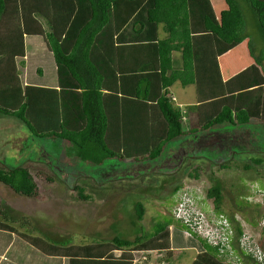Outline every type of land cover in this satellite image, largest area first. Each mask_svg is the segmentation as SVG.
<instances>
[{
	"label": "trees",
	"instance_id": "16d2710c",
	"mask_svg": "<svg viewBox=\"0 0 264 264\" xmlns=\"http://www.w3.org/2000/svg\"><path fill=\"white\" fill-rule=\"evenodd\" d=\"M247 7L264 44V0H0V118L17 120L13 122L34 138L67 141L84 162H98L102 168L115 166L114 161L120 166L130 161L126 168L157 165L172 152L171 144L184 137L226 124L264 123V50L247 34ZM162 24L169 31L164 40L159 37ZM176 52L182 53L180 68ZM177 82L194 85L196 105L175 103L170 89ZM53 95L57 103L51 101ZM39 100L48 107L43 114L37 109ZM194 115L200 127L186 131L185 116ZM245 169L259 171L249 164ZM57 183L61 185L45 167L0 168V264H169L175 251L191 249L198 252L193 264H236L250 258L237 253L233 243L244 236L240 223L234 226L236 236L228 235L232 249L225 247L221 254L185 218L176 217L179 205L170 212L174 220L154 224L150 233L123 224L118 231L110 226L94 235L81 232L87 221L81 207H103L93 204L97 195L81 181L72 190L65 188L72 197L66 203L78 221L69 229L61 215L55 220L46 208L55 201L50 197ZM225 188L216 180L207 193L218 218L224 214ZM259 198L251 195L256 212L262 210ZM145 211L141 201L134 205L137 223ZM205 212L209 226H215ZM231 222L229 218L230 229ZM57 232L74 235L83 246L61 250L44 244L47 250L34 254L31 249L43 243L29 237ZM86 238L99 243L87 244ZM16 245L25 253L16 251Z\"/></svg>",
	"mask_w": 264,
	"mask_h": 264
},
{
	"label": "rangeland",
	"instance_id": "374dc122",
	"mask_svg": "<svg viewBox=\"0 0 264 264\" xmlns=\"http://www.w3.org/2000/svg\"><path fill=\"white\" fill-rule=\"evenodd\" d=\"M245 11L248 16L247 24L251 25V12L247 8ZM159 31L161 39L164 40L169 36L164 24L160 25ZM139 49L140 52L147 53L145 48ZM174 62L177 68L182 66L181 52L174 53ZM187 75L191 76L189 72ZM170 93L174 97L175 103L180 107L194 105L197 102L194 85L184 87L180 82H177L170 89ZM37 94L40 97L38 92ZM56 99V95L51 96L52 102L57 103ZM39 107H43L42 109L37 108L39 111L48 108ZM13 121L17 120L10 121L7 118H0V168H16L27 164L35 170L45 167L47 172L59 177L61 185L58 186L57 183V187L54 188L64 189L63 195L58 203L52 201L47 207L50 210V215L54 217L53 219L58 220L60 211L71 209L66 202L72 197L65 188L72 190L77 181H81L83 186L97 195V203L93 204H103L102 210L97 211L95 210L96 205L81 207V217L85 216L83 219L87 221L82 222L84 227L80 226L79 230L88 235L103 232L110 226L113 231H118L121 224L132 229L139 225L143 228H141L143 232L150 233L154 231V224L174 220L170 212L176 205H180L186 192L188 197L191 196L195 199V211L198 210L204 214L207 211L209 216L217 222L220 215L218 216L216 213L213 201L207 197L209 189L217 180L224 182L226 186L222 203L225 215H221L225 219L223 225L227 228V234L231 236L232 233L233 236H236L234 226H238L237 223H240L243 230L251 235V250L253 251L251 254L261 253L264 256V227L260 223L262 214L260 210L256 212V206H251V195L261 197L259 201L264 203V123L261 121L254 120L250 125L243 127L222 125L212 129L211 132H201L204 137H198V139H193L190 136L184 137L178 144L176 142L171 144L172 152L165 153L162 161L157 165L145 163L146 165L127 168L124 166L130 165V161H125L123 167L114 161L117 164L110 165L108 168H102V164L98 162H95L96 164L84 162L75 145L63 140L34 138L27 133L26 129L21 130L22 127L18 122ZM42 121L46 123L45 118ZM184 123L186 131L198 128L196 117L185 116ZM14 137L25 140L27 144L17 145ZM259 157L262 158V163L257 164L256 160ZM247 164L259 171L246 170ZM222 165H227L229 168H224ZM197 167L201 169L195 171ZM176 190L178 192L174 194ZM94 198L96 199V197ZM140 201L146 211L144 220L137 223L133 217V210L134 205ZM101 212H104L103 216L98 215ZM115 215L121 220H117ZM227 216L232 221V229H230ZM233 219L236 222L233 223ZM257 222L258 224L254 226ZM54 223L57 224L58 221H54ZM24 224L27 228L31 227L27 223ZM210 226L216 229L213 225ZM62 227L55 228V230ZM33 229L35 233H45L41 230L38 231L37 228ZM43 229L54 230L46 226ZM62 231L67 232L68 236L72 234V231H64V229ZM55 235L59 238H54ZM128 235L130 236V233ZM54 236L52 233L48 235L49 241L47 242L59 247L78 245L74 235L65 238L66 235L57 232L54 233ZM86 240L89 241L90 238H86ZM97 243V240L90 241L91 245ZM82 244L80 243V246H83ZM237 248L241 249L238 243L236 244ZM159 256L167 257L166 254ZM196 256V250L177 251L170 259L169 264H192ZM153 257L156 261L157 254H153ZM224 257L225 255L222 258ZM248 262L251 260L246 256L243 257V264H248ZM252 262L260 264L257 261Z\"/></svg>",
	"mask_w": 264,
	"mask_h": 264
},
{
	"label": "built area",
	"instance_id": "2783aa9c",
	"mask_svg": "<svg viewBox=\"0 0 264 264\" xmlns=\"http://www.w3.org/2000/svg\"><path fill=\"white\" fill-rule=\"evenodd\" d=\"M185 193V189H184ZM184 199H182L180 205L176 209V217L177 218H185V223L189 227H195L198 232L206 239L208 244L213 247L220 248V253L223 254L224 248L227 247V250L232 249V241L231 246L229 244L230 238L227 234V228L223 225L224 216L220 217L217 220V224L214 226L216 229H213L212 226L209 225L208 221L206 220V216L204 213L200 211H195L194 206L195 200L190 196L188 197V193L184 194ZM262 210H263V219H262V226L264 227V203H262ZM199 216V217H198ZM198 217V218H197ZM207 224V225H206ZM207 226V230H206ZM210 229V230H209ZM233 234L231 233V236ZM240 247L249 255L253 257L255 261L260 264H264V256L261 253L254 255L251 254L253 251L251 250V241L247 234L240 239ZM236 264H241V262H237Z\"/></svg>",
	"mask_w": 264,
	"mask_h": 264
},
{
	"label": "crops",
	"instance_id": "0c3cea01",
	"mask_svg": "<svg viewBox=\"0 0 264 264\" xmlns=\"http://www.w3.org/2000/svg\"><path fill=\"white\" fill-rule=\"evenodd\" d=\"M247 9L251 12V25H248V27H247V29H248V31H247V34L249 35V36H251V42H252V44H254V46H256L258 49H259V51H261V50H264V44H263V42H262V40H261V38H260V36H259V34L257 33V29H256V27H255V25H256V23H255V17H254V15L252 14V11L247 7ZM245 13H246V11H245ZM246 21H248V16H247V14H246ZM160 27V26H159ZM168 30V29H167ZM169 32V31H168ZM159 35H160V31H159ZM160 37V39H161V35L159 36ZM167 38V37H166ZM161 40H163V39H161ZM262 45V47H260ZM263 57H264V52H263V55H262ZM196 91V90H195ZM196 104H197V102H196ZM196 104H194V105H196ZM193 117H197V115H194ZM199 127H200V124H199ZM198 127V128H199ZM205 133H207V132H205ZM198 137H204V134H202L201 132L199 133V134H197L196 136H194V137H192L193 139H198ZM245 232H247V231H244V233ZM28 238V237H27ZM26 237H24L23 238V240H26L27 239ZM37 238V239H36ZM55 238H59V237H55ZM65 238H67V237H65ZM17 239H19V238H17ZM35 240H37V242H41V243H43L42 244V246L41 245H38V246H36V248H33V249H31L33 252H34V254H40V253H42L41 251H46L47 250V248H46V246H44V244H47V245H49L50 243L49 242H47V241H49V239H47L46 237H42V236H34V237H29V241H35ZM93 240H95L94 238H91L89 241H87V243L88 244H90V241H93ZM110 240V239H109ZM235 240V242H234V245H235V249H236V244L238 243V241H237V238H235L234 239ZM55 242V241H54ZM53 242V243H54ZM78 242V245L77 246H74L73 244H72V247H71V249H77L78 247H80V244H79V241H77ZM98 243H99V241H98ZM16 247V251H18L19 253H25L24 252V249H23V246H19V245H16L15 246ZM54 249H56V248H58V249H65L66 247H59V246H52ZM73 247H75V248H73ZM61 249V250H62ZM193 249H191V250H185V251H192ZM239 248H237L236 249V252L237 253H239ZM177 251H175L173 254L175 255V253H176ZM197 252V251H196ZM240 254V253H239ZM41 255V254H40ZM173 255V256H174ZM197 255H198V252H197ZM241 255V254H240ZM173 256H171L170 258H169V261H170V259L173 257ZM197 257V256H196ZM238 259V258H237ZM250 259V258H249ZM195 260H196V258H195ZM195 260L192 262V264L195 262ZM225 260H228V258H225ZM251 260V259H250ZM158 261V259L156 260V262ZM248 264H251V262H248Z\"/></svg>",
	"mask_w": 264,
	"mask_h": 264
},
{
	"label": "flooded vegetation",
	"instance_id": "af4514ba",
	"mask_svg": "<svg viewBox=\"0 0 264 264\" xmlns=\"http://www.w3.org/2000/svg\"><path fill=\"white\" fill-rule=\"evenodd\" d=\"M59 178V177H58ZM63 195V192L62 191H59V188H55L52 190V198L56 201V203H58V200L60 199V197ZM30 205V204H29ZM45 208V207H43ZM47 208V207H46ZM39 208H36L34 209V211L38 210ZM42 209V208H41ZM63 211H60L59 212V216L61 215V217H63V226L65 225H68L67 228L69 229H74L73 227L76 225V223H78V221L73 218V214L75 213L72 209H66L63 213ZM239 253L241 255H245L244 252L242 251H239ZM252 257V256H251ZM253 258V257H252ZM252 261H255L254 259L251 260ZM254 264V263H252Z\"/></svg>",
	"mask_w": 264,
	"mask_h": 264
},
{
	"label": "clouds",
	"instance_id": "9594fccd",
	"mask_svg": "<svg viewBox=\"0 0 264 264\" xmlns=\"http://www.w3.org/2000/svg\"><path fill=\"white\" fill-rule=\"evenodd\" d=\"M261 208H262V207H261ZM261 214H262V218H261L260 223H262V219H263V210H261ZM244 234H247V235L249 236V238H250V241H251V235H250L249 233H247V232H245ZM232 241H233V240H232ZM237 241H238V244L240 245V240L237 239ZM233 243H234V241H233ZM212 247H213V246H212ZM240 248H241V247H240ZM239 250L242 251V252H244L245 255H247V256H249V257L251 258V255L247 254L242 248L239 249ZM148 264H153V263H148ZM241 264H243V262H241Z\"/></svg>",
	"mask_w": 264,
	"mask_h": 264
},
{
	"label": "bare ground",
	"instance_id": "6f19581e",
	"mask_svg": "<svg viewBox=\"0 0 264 264\" xmlns=\"http://www.w3.org/2000/svg\"><path fill=\"white\" fill-rule=\"evenodd\" d=\"M39 104H38V107L37 108H43V107H39L40 105H41V102H40V100H39V102H38ZM40 112L43 114V110H40Z\"/></svg>",
	"mask_w": 264,
	"mask_h": 264
}]
</instances>
